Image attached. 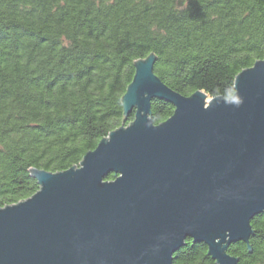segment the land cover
Here are the masks:
<instances>
[{
	"label": "trees",
	"instance_id": "trees-1",
	"mask_svg": "<svg viewBox=\"0 0 264 264\" xmlns=\"http://www.w3.org/2000/svg\"><path fill=\"white\" fill-rule=\"evenodd\" d=\"M183 97L229 100L238 75L264 61V0H0V209L39 191L31 170L61 173L120 128L134 64ZM174 114L151 102L150 120ZM110 174L105 181H113ZM238 264H264V213ZM174 264H215L187 240Z\"/></svg>",
	"mask_w": 264,
	"mask_h": 264
},
{
	"label": "water",
	"instance_id": "water-1",
	"mask_svg": "<svg viewBox=\"0 0 264 264\" xmlns=\"http://www.w3.org/2000/svg\"><path fill=\"white\" fill-rule=\"evenodd\" d=\"M155 62L134 64L122 98L129 126L79 167L31 170L39 191L0 209V264H174L187 240L215 264H238L228 248L249 245L264 213V61L236 77L229 100L179 95ZM153 100L174 107L160 125Z\"/></svg>",
	"mask_w": 264,
	"mask_h": 264
}]
</instances>
